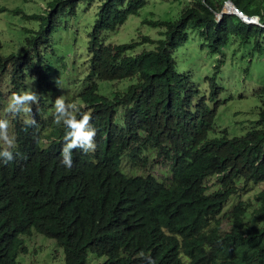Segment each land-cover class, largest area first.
I'll return each instance as SVG.
<instances>
[{
	"label": "trees",
	"instance_id": "obj_1",
	"mask_svg": "<svg viewBox=\"0 0 264 264\" xmlns=\"http://www.w3.org/2000/svg\"><path fill=\"white\" fill-rule=\"evenodd\" d=\"M147 1L47 0L41 13L24 12L19 7L0 8V12L21 13L27 22L36 24L25 27L23 46L8 57V61L12 59L18 64L17 73H26L28 69L29 75L38 74L31 76L30 81L47 83L50 74H59V69L50 57L43 58L42 47H51L54 34L55 44L64 31H77V38L83 40L80 49L89 56L90 67L87 76L78 79L80 86L75 80L69 86L91 100L103 81L130 80L127 95L114 93L109 107L114 108L117 100L133 104L125 112L126 127L111 121L109 111L105 112L102 125L106 138L99 139L98 150L93 153L72 150L80 166L97 176L88 186L73 178L59 181L53 165L43 166L45 153L40 150L22 158L21 163L13 158L0 165V211L5 212L0 216V264H17L19 254L27 251L24 236L31 235L33 229L57 241L64 249L66 264H85L87 252L106 250L114 240L136 235L131 218L119 231L107 234L109 210L126 199L135 214L148 200L158 208L171 210L174 227L192 219L204 223L209 215H217L221 210L227 193L207 195L204 181L209 177L217 175L224 186L233 184L234 188L238 186L237 179H244V185L264 181V101L254 128L245 135L230 138L228 131L223 130L211 136L216 111L222 104L218 98L223 89L215 87L217 74L209 78L212 92L207 97L191 82L188 73L180 72L174 56L192 36L217 55H223L232 37L239 47L252 44L254 51L260 52L264 27L248 24L235 14H223L218 20L216 13L226 0H194L174 19L143 21L160 29L157 40L142 35L141 41L111 44V37L130 16L139 14ZM232 1L246 15L258 16L264 23V0ZM145 43L153 47L133 53ZM3 61L0 57V71L4 69ZM217 62L218 69L223 58L218 57ZM24 78L22 73L14 82L23 83ZM48 87L53 89L50 83ZM140 102H147L141 114ZM150 147L159 156L165 154L172 159L174 179L170 186L158 184L150 174L145 175L148 171L132 177L122 171L119 157L123 152L129 151L138 161ZM147 156L141 161L143 164ZM258 196L264 198V190ZM254 204L243 203L232 214L235 231L243 228L245 213ZM6 216L9 223L4 219ZM201 228L202 225H197L193 233H200ZM247 233L248 239L264 242V238Z\"/></svg>",
	"mask_w": 264,
	"mask_h": 264
},
{
	"label": "clouds",
	"instance_id": "obj_2",
	"mask_svg": "<svg viewBox=\"0 0 264 264\" xmlns=\"http://www.w3.org/2000/svg\"><path fill=\"white\" fill-rule=\"evenodd\" d=\"M225 6L226 4L222 7L224 10ZM222 8L217 11L216 16L222 11ZM236 8L238 7L236 6ZM224 14H235L248 24L264 27V23L258 16H250L251 18L245 19L243 18L246 15L244 12L240 14L233 8L229 10V13ZM111 44L120 43L111 42ZM19 50L17 49L15 52ZM11 52L13 51H8L6 43L0 37V57L4 58V69L0 71V165L11 162L13 158L21 163L22 158L31 156L34 151L40 150L45 153L43 166L53 165L59 181L73 178L88 186L97 176L90 169L80 166L76 160L77 156L72 154V150L89 153L98 150L99 139L106 138V134H104L106 128L102 122L107 110L111 121L124 124L126 127L125 112L133 104L125 105L124 100H117V104L112 108L109 107V103L113 100L114 93L121 96L125 93L127 95V89L131 85L130 80L104 83L103 86L101 84L90 100L88 95H81L82 92L69 86L68 83L74 80L76 85L80 86L79 80L69 74L60 75L52 72L48 82L53 89L48 87V82L30 81L31 76L37 77L38 74L29 75L28 69L26 73L23 71L17 73L18 64H15L12 59L8 61ZM60 63L63 65L66 62L62 60ZM87 64L89 65L88 61ZM89 67L88 70L84 69V76L89 73ZM22 73L25 74L24 82L16 84L14 79ZM62 76L65 79H60ZM125 82L128 84L126 85ZM62 83L63 86L59 87ZM63 87L73 92L74 98L67 100V94H65L54 99L48 95V92L61 94L60 88ZM7 95L8 102L5 101ZM145 103L147 102L138 104L140 114ZM5 110L14 113V116H6ZM101 116L102 121L100 120ZM252 124L251 129L255 126V120ZM213 131L214 135L223 132L220 130L221 133H217L215 128ZM228 136L233 137L229 133ZM145 151L146 154L141 156L138 161L129 155V151L123 152L119 157L122 171L129 177L141 176L142 173L148 171L145 175L150 174L158 184L170 186L174 179L172 159L165 154L159 156L157 150L152 147ZM147 151L151 153L150 156L156 154L158 157L156 164L167 167V174L164 177L156 174L151 166L147 167V162L145 164L141 162L148 155ZM150 156H147V161ZM179 157L181 158V156ZM124 162L133 163L130 168L132 171H126L127 167ZM133 170L142 172L137 173ZM211 177H214L215 181L209 183ZM211 177L204 181L205 193L207 195L218 191L227 193L217 215H209L204 223H198L197 220L192 219L172 227L171 210L170 212L166 211L164 206L158 208L148 200L147 205L140 207L139 214H135L129 200L126 199L109 210L110 229L107 234L119 231L121 226L131 218V224L136 227V235L114 240L106 250L87 252L85 264L88 262L89 254L106 257L103 262L98 264H264V242L259 239H248L247 233L249 231L254 236L264 238V198L258 196L264 188L256 194L255 204L247 209L243 219V228L235 231L232 228V214L238 212L239 205L251 202L240 200L230 208L228 205L230 199L246 190L248 184L244 185V179H237L238 186L234 188L233 184L224 186L223 182L218 180L217 175ZM263 182L249 185H258ZM49 205L55 207L51 202ZM4 214L5 212L0 211V216ZM4 219L8 223L10 222L7 216ZM197 225H202V228L200 233L194 234L193 229ZM253 229H257V231ZM34 233L50 238L35 229L31 235L26 236H32ZM50 239L58 244L54 238ZM58 246L60 245L58 244ZM18 257L17 264H19Z\"/></svg>",
	"mask_w": 264,
	"mask_h": 264
},
{
	"label": "rangeland",
	"instance_id": "obj_3",
	"mask_svg": "<svg viewBox=\"0 0 264 264\" xmlns=\"http://www.w3.org/2000/svg\"><path fill=\"white\" fill-rule=\"evenodd\" d=\"M193 1L148 0L139 14L130 16L120 27L119 31L111 37V42L117 44L132 42L134 40L141 41L142 35H149L157 40L160 29L143 23V21L145 19H174L184 6L192 4ZM3 6L11 9L19 7L22 11L28 13H41L47 6V0H0V8ZM227 8L225 10H229ZM20 14L0 12V37L6 43L8 51L21 49L23 41L27 36L25 27L32 28L36 26L33 22H27L22 18V14ZM77 37V31H64L60 37L56 38L54 44V34L51 47L49 49L42 47V55L43 58L50 57V60L55 62V68L59 69L60 75L69 74L78 80L85 75L84 69L88 70L89 65L87 64V60L89 56L80 49L83 40ZM201 45V40L192 36V39L174 53L179 70L181 73H188L191 82L198 85L201 93L207 95V97L212 92L209 78L217 74L215 87H222L223 90L218 98L222 104L218 107L215 118V132L221 133L220 130L226 129L230 136L245 135L253 126L252 122L258 118V109L262 105V101H264V44L260 52H258L257 50L254 51L252 44L246 47H239L235 44L234 37H232L227 43L223 55L213 54L208 48H203ZM152 47L153 45L150 43H145L137 46L133 53L136 54ZM66 54V57H59ZM218 57L223 58V63L217 69ZM62 60H65L67 63L61 65L60 61ZM103 83L106 82L103 81ZM125 84L127 85L128 82H125ZM62 86L63 83L59 87ZM60 93L58 95L56 92H53V94L48 92V95L54 99L62 97L65 94H67V100L68 98H74L73 92L64 87L60 88ZM8 99L7 95L5 101L8 102ZM213 104L209 100V105L213 106ZM4 114L6 116H14V113L7 112L6 110ZM211 135H214V131L211 132ZM147 154L150 156L151 153L147 151ZM157 159L156 154H152L146 166H151L156 174L164 177L167 174V167H161L159 164H156ZM124 165L127 167L125 168L126 171H132L130 168L133 163L124 162ZM133 171L137 173L142 172L141 170ZM210 179L209 183L215 181L214 177ZM263 188L264 182L258 185H248L246 190L230 199L228 208L240 200L254 203L256 194ZM24 240L27 251L19 255V264H65L63 248L58 246L52 239L34 233L32 236H26ZM105 259V256L96 257L93 254H89L87 264H98Z\"/></svg>",
	"mask_w": 264,
	"mask_h": 264
},
{
	"label": "water",
	"instance_id": "obj_4",
	"mask_svg": "<svg viewBox=\"0 0 264 264\" xmlns=\"http://www.w3.org/2000/svg\"><path fill=\"white\" fill-rule=\"evenodd\" d=\"M229 2H230V4L228 5L229 6V8H233V7H236V5H235V3L232 1V0H229ZM227 6H225V8H226ZM224 13H229V10H222L221 12H219L218 13V19H220L221 18V16H222V14H224ZM243 18H245V19H248V18H251L250 16H248V15H245V16H243Z\"/></svg>",
	"mask_w": 264,
	"mask_h": 264
},
{
	"label": "built area",
	"instance_id": "obj_5",
	"mask_svg": "<svg viewBox=\"0 0 264 264\" xmlns=\"http://www.w3.org/2000/svg\"><path fill=\"white\" fill-rule=\"evenodd\" d=\"M225 4H226V6H228V5H229V1H226ZM233 9H234V11L239 12L240 14L243 13L241 10H239V9L236 8V7H233Z\"/></svg>",
	"mask_w": 264,
	"mask_h": 264
},
{
	"label": "bare ground",
	"instance_id": "obj_6",
	"mask_svg": "<svg viewBox=\"0 0 264 264\" xmlns=\"http://www.w3.org/2000/svg\"><path fill=\"white\" fill-rule=\"evenodd\" d=\"M227 8V7H226ZM227 9H229V10H231L232 8H229V6H228V8Z\"/></svg>",
	"mask_w": 264,
	"mask_h": 264
}]
</instances>
